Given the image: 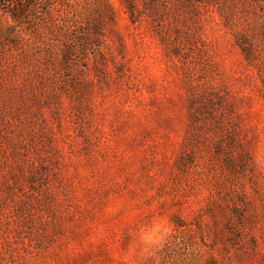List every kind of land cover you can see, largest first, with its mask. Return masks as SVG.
<instances>
[{
  "label": "rangeland",
  "instance_id": "obj_1",
  "mask_svg": "<svg viewBox=\"0 0 264 264\" xmlns=\"http://www.w3.org/2000/svg\"><path fill=\"white\" fill-rule=\"evenodd\" d=\"M0 264H264V0H0Z\"/></svg>",
  "mask_w": 264,
  "mask_h": 264
},
{
  "label": "trees",
  "instance_id": "obj_2",
  "mask_svg": "<svg viewBox=\"0 0 264 264\" xmlns=\"http://www.w3.org/2000/svg\"><path fill=\"white\" fill-rule=\"evenodd\" d=\"M84 42H86V40Z\"/></svg>",
  "mask_w": 264,
  "mask_h": 264
}]
</instances>
